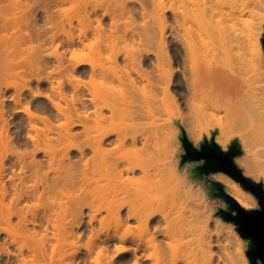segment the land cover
Masks as SVG:
<instances>
[{"label":"bare ground","instance_id":"bare-ground-1","mask_svg":"<svg viewBox=\"0 0 264 264\" xmlns=\"http://www.w3.org/2000/svg\"><path fill=\"white\" fill-rule=\"evenodd\" d=\"M20 1L11 0L12 7L4 6L6 10L12 11L13 9L12 13L16 15L11 13L10 17H8L9 15L6 16L5 18L8 19V22L1 15L5 11H3L4 8L1 6L3 4L0 5L3 8L0 9V11L2 10L0 15L5 19L3 20L4 24H0L2 27V30L0 29L2 34V36L0 35V40L3 42L0 49L3 46L5 47H3L5 50L2 48L3 51L7 50L4 59L7 58L6 61L8 60L5 68L0 66L2 69L4 68L0 70V73L7 72L8 75H25L28 72L27 75L37 80V82L47 81L50 84L51 91H46L45 93L40 90L37 93L50 101L56 113L40 114L31 108L29 105L31 102L24 107L23 111L30 120V131L27 136L32 141L34 148L31 151L30 160L20 158L19 162L20 171L25 176L30 168L32 176L35 177L36 183L33 184L35 190L39 191L40 187L42 188L38 193V198L41 199V197L45 196L50 199L51 206L47 207L52 213L45 211L43 216L53 228V234L57 236L59 241L58 244L49 249V239L45 236L26 238L13 226L12 218L16 216L21 225L27 226L30 223L37 225L39 223L38 215L33 214L29 218L24 208L13 210L11 206H7L6 212L2 213L4 225L0 230L6 231L14 241L23 237L20 244L21 253L25 252V247L32 253L30 258L22 257L20 264H76V260H73V258L78 254L77 250L79 249L75 235L77 237L81 235L68 230L69 227L67 225L71 224L73 226L77 223V227H81L84 209L86 208L88 209L86 212L87 221L93 227V234L90 236L93 242L87 246L88 252L84 256L93 253L95 250L94 244L99 245L100 241L108 242L117 239L119 241L117 246L119 253L116 258L111 260L112 262L116 260L118 264H248L243 256L235 255L236 257H234L233 255L232 257L236 258L235 261L230 257L232 255L230 251L227 253L228 250H225L228 249L226 247L227 244L223 245L229 238L223 240L226 236L221 233L222 229H218L219 226L214 231L215 233L211 232L210 213L207 210L198 209V207L207 206L204 195L194 192L186 179L188 176L193 175L192 170L187 165L178 164L179 162L176 163L173 160H170L171 162L168 161V163L167 159H165V163L157 159L160 152L162 154L159 157L162 160L164 157L169 158L173 154L172 145L175 142L173 144L169 142L173 140L172 138L177 135L178 131L171 126L169 129L160 127L164 131L159 130V125L163 124L158 125L156 122L160 118V113H163L160 110L165 107L160 109L161 103L155 101V97H153L154 101L157 104L159 103V107L149 99V96V98L146 96V87L149 85L154 89L160 88L163 90L165 96L162 95L163 92L159 94L165 97L163 99L171 102L169 103L172 108L170 105L168 106L171 109L176 108L178 110L179 104L182 103L179 95L184 96L187 99L186 104H188L186 105L188 108H186L189 109L188 115L185 117L190 119V121H192L193 113L196 114L198 119L207 118L206 121H211L215 120L216 113L225 112L224 119L226 118V123L223 126L229 129L231 133L229 139L232 137L238 138L244 151L237 158L238 162L244 167L246 173H250L264 182V62L261 60L264 57V53H262L261 31L259 28L253 29L248 41L243 42L238 39L239 37L234 30L229 31L223 23L225 19L234 20L237 18L236 11L238 9L234 5L231 6V10L226 11L224 9L226 1L222 0H196V2L200 1L198 3L193 2L195 0L192 2L181 0L182 3L186 1L187 5L189 2L194 3L192 7L196 9L195 12L198 13L197 11L199 10V13L194 15V12H189L190 10L193 11L191 7V9L189 8L191 3L186 6V8L188 7L187 9L183 10L184 7L182 10H178L179 7L175 1L171 0L170 9L172 13L177 15L180 12L182 15V19H176L177 24L185 30L182 49L178 47L175 52H172L165 48L166 33L164 30L166 28L163 27V24L166 23L167 17L161 12L163 15L159 16L160 14H158L159 18L157 16V19L162 24V29L159 33L160 43L164 48L162 51L154 53L150 49L142 48L136 52H126L123 58L126 63H123V66L119 64V54L115 53L112 57L113 62H115L114 65L102 67V65H97L90 55L81 57V55L72 52L68 56V53L72 51L75 45L81 43L92 51L96 50L100 55L104 49L103 47L109 46V42L115 44L119 39L127 41L126 39L130 36L138 37L140 45L150 42L154 39V30L152 28L148 27L140 31V29L137 30L133 26L128 25L136 20L138 12L137 8L129 5V3L139 2L141 16L145 17L150 12L147 9L146 1L113 0L114 3L112 4V1L107 0L111 3L104 2L107 5H103L99 1L93 4L91 3L92 0H33V3H27L25 0L23 1L24 3ZM157 1L152 0L154 3H158ZM209 1L211 2L210 4ZM73 2H76L75 7L77 6L78 10H83V13L79 11L77 16V21L81 26L77 37L71 32V29L75 28L71 15V9L74 7ZM195 3L199 5L197 6ZM67 4L70 5L67 6ZM186 4L184 3L183 6ZM200 4H202L203 8L200 7ZM90 6L91 9L89 8ZM195 7H200V9ZM18 8L23 9V11L27 10V12H21L23 15L27 16L28 12H30L27 19L24 20H27V25L34 26L37 24H35L38 19L36 17L39 15L37 12L41 10L45 17V27L44 25L43 27L36 25V30L35 32L32 31L33 33H26L27 31L24 29L26 32L22 31L20 38H18L19 35L17 34L19 33L17 30L21 33L20 29L24 28L22 27L24 26L23 24L22 26L18 24V22H21L19 18L21 16H18V19L17 11L14 12V9L19 10ZM100 10H102L101 16H98ZM186 10H188V13ZM247 11L249 9L246 6L241 7L238 10L239 17L245 15ZM18 12L20 14V10ZM189 13H192L191 15H194V17L189 15ZM14 16L16 19L13 18ZM39 16L41 17V15ZM107 16L111 19L109 31H106L107 28L104 25V19ZM125 17L126 20L124 19V21L126 24H122H125L126 27L124 26V33L121 34V18ZM9 18H12V21ZM188 19L191 22L194 21V27V24L189 22ZM15 20L18 22H15ZM94 20L97 21L96 25H94ZM190 23L191 25H189ZM17 27L19 29H15ZM134 27L136 26L134 25ZM4 30L17 33L13 34L18 37L14 35L16 37L14 38L12 34L11 39L13 37L19 41L12 39V44V40L8 39L10 42L7 41L6 44L5 41L11 34L9 32L7 36V32ZM90 32L93 33L94 39H89ZM28 41L33 43L29 45L31 48L27 46L28 50L30 49L29 51L25 47L27 43L30 44ZM22 43H26V45L23 44L26 50ZM47 46H50L51 50H45ZM243 47L247 48L249 53L251 52L250 57L244 54L245 52H240ZM8 49L10 50L9 52ZM23 51L25 53H22ZM22 54L25 55L23 56ZM151 54L155 55L154 62L153 57L149 58ZM15 55L21 57V60L14 62V59L11 58L15 57ZM218 55L222 56V58L220 57L219 59ZM215 56L218 57L216 58ZM72 60L74 61L72 62ZM179 60L183 62V70H186L182 72V77L177 72L179 68H176V70L172 68H175V64ZM164 64H169L170 69L166 71ZM87 65H90V68ZM129 65L131 67H128ZM44 69L47 70L45 71ZM43 70L46 74L42 72ZM74 71H77L81 76L89 75L94 82L95 78L101 80H96L94 84L96 89L90 90L87 97L82 93V87L74 84ZM120 71H123V73ZM133 73L136 76H133ZM31 78L30 80H32ZM141 80H146V83L143 81L144 84H140ZM113 81L124 85L125 88L123 86L122 88L121 85L116 86L118 90H123L122 92L120 90L122 95L119 93L120 98L123 100L117 94L114 97L110 89L109 91L107 90L109 88L108 84L104 86L107 87L106 92H104V89H100L102 91L97 89L99 82V85L102 84L101 86H103L104 83L110 82L111 84ZM173 83L177 84L178 90H174L171 87ZM68 84L74 88V92L70 94L68 92ZM113 85L115 86L114 82ZM161 90L159 91L161 92ZM111 91H116V89ZM116 92L118 93L119 91ZM23 93L19 91L17 93L18 97L15 98L20 100ZM137 96L141 98H137L140 102L134 101L138 104L132 110L133 108L130 109L129 107H133L131 105H134V103L130 102ZM125 97L132 98V101ZM69 100L72 103L69 104ZM119 100L121 102H118ZM168 102L165 103L169 104ZM79 103L84 108L83 110L78 106ZM119 103L122 104L120 105ZM124 103L127 104L125 105ZM204 108H207L208 112L204 111ZM87 109H90V111ZM126 109H128L129 115ZM167 109L166 107L165 110ZM107 110L109 112H106ZM168 111L170 112V110H167L166 113ZM117 114H119L118 118L115 117ZM54 115L64 120L59 121V123L55 122ZM120 115L121 117H119ZM122 115L124 116L123 118ZM125 116H128L127 120L130 116L128 122H126ZM114 118L117 119L115 120ZM118 119L119 123H116V125L114 123V127L118 129V126L122 125L121 127L126 128L129 133H123L125 131L123 128L122 131L120 128L121 133L111 127L113 121ZM131 119L133 121L141 119L140 123L142 122V124L137 121L142 127L143 123H147L143 122V120L147 119L148 121L149 119V121L152 120L150 123H155L156 126L147 123L149 127L144 124L150 128V131L144 126L148 130L144 131L146 129L143 128L141 133L138 130L140 125L137 124V131L134 130L137 133H132V129L136 128ZM121 120L123 121L122 123L120 122ZM39 122L43 123V126H40ZM109 123H111L110 127L108 126ZM124 124L127 127H124ZM130 124H132L130 126L131 133L128 128ZM77 126L83 128L78 133L73 130ZM151 127H154V129ZM166 128H168V125ZM152 129L153 132H151ZM154 130H159L161 134ZM155 134L158 137L164 135V139H161L163 137L158 138ZM81 136H83V140H79ZM169 136V145H165V147L163 145L167 143L165 138L168 140ZM160 139L163 142H159ZM154 142L158 143V146L160 145L159 143H162L164 150L161 149L163 146L160 145L159 150L163 151H159L157 147L153 146L155 145L153 144ZM152 147H155L157 149L155 150L156 153L159 154L154 153L157 156L153 154V156H156V162L153 160L154 157H152V153L155 152L153 149L151 150ZM73 151L79 157L80 168L77 167V162L79 161L72 158ZM41 152L48 158V170H43L44 165L36 159L37 153ZM142 152L144 155L141 154ZM162 155H164L163 158ZM159 161L165 165L162 163L163 166L160 164L161 167ZM4 163L3 159L2 167H4ZM51 171L57 174L51 177ZM215 179L225 185L226 192L234 197L244 208L251 209L257 204L253 194L247 192L239 182L229 175L220 174ZM207 192L209 198L213 199L210 186ZM178 194H184L183 198L181 195L178 197ZM31 195L29 189H27L21 192L16 200L23 201L29 199ZM185 196L190 198L194 202L193 204L196 205H193L196 207L194 210L191 208L186 210L185 205V209L182 207L183 205L181 206L178 200L180 199V201L184 202L183 204H187L184 201L187 200ZM166 197H168L167 200L170 198V201L165 202L166 199L164 200V198ZM162 202L170 205L165 207L163 205L166 204L162 205ZM56 204L61 208L59 211L53 209L55 208L53 205ZM103 213H105L104 218H102ZM95 221L100 223L108 221L109 223L105 227L106 229L98 230L93 226ZM214 235L216 239H213ZM35 237H37V234H35ZM74 244L77 246H74ZM70 245H73V250L75 247L77 248L75 249L76 251L70 252L71 256L68 261L65 257H57L56 253L59 254L63 247V249L71 248ZM214 246L222 249L224 247L225 253H230V255L227 256L224 251L220 250L222 251L220 254H223L222 256L225 259L221 255H219L220 259H218V256L215 258ZM100 249V253L98 251L97 256H94L92 260H94L95 264H110V261L105 262L104 259L102 260L98 257V254H101V258H103V252L106 253L107 250L103 245ZM224 254L227 257H224ZM238 256L241 257L242 263L239 262L241 261L240 257L238 258L239 261H236ZM221 258L223 259L222 262H215V259L221 260Z\"/></svg>","mask_w":264,"mask_h":264},{"label":"rangeland","instance_id":"rangeland-1","mask_svg":"<svg viewBox=\"0 0 264 264\" xmlns=\"http://www.w3.org/2000/svg\"><path fill=\"white\" fill-rule=\"evenodd\" d=\"M23 1L24 0H21L20 2L24 3ZM26 1H27V3H29V2L30 3H33L35 0L34 1L33 0H25V2ZM98 1L101 4L103 3V5H105V4L107 5V3H104V2H108L109 4H111V3L113 4L114 3L113 0H109L110 2L112 1L111 3L109 1H107V0H92L91 3H93V4H94V2L95 3H98ZM144 1H146V5H147L148 11H150L149 14H147L145 17L143 15L141 16V13H140L141 12V6H140L139 2L138 3L137 2H130L129 5L136 7L139 13L137 12L136 20L133 21L135 23L133 24V22H132L131 24L129 23L128 25H130L131 27L133 26V28H135L137 30L140 29V31H143V29L145 30V28H148V27L152 28L154 30V39L153 40H151L150 42H147V43H145L143 45H140L138 43L139 42L138 41V37H136V36L135 37L130 36V37H128L126 39L127 41H124L125 39L124 40L119 39L117 41V43H115V44H113L112 42H109L110 44H109L108 47H103L104 49L101 51L102 54L100 53L101 56L98 54L99 52H97L96 50L95 51H92L88 47H86V46H84V45H82L80 43L79 45L77 44V45L74 46V48H72V51L68 53V56H70L72 52H75L76 54L81 55V57H87L88 55H90L95 60V62L97 63V65H99V66L102 65V67H108V66L114 65L115 62H113L114 60H112V57H113V55L115 53L116 54H119V64L122 65V66L126 63V62H124V59H123L126 52H136V51H138V50H140L142 48L143 49L146 48V49H150L154 53L156 51L159 53L164 48H163L162 44L160 43V34H159L160 31H161V29H162V24H160L161 21H159L157 19V16H158V14H160L159 16H161V15H163V13L167 17L166 23L163 24V27L166 28L164 30L165 33H166L165 34V48L167 50H171L172 52H175L178 49V47L182 49L183 39H184V36H185V30H184L183 27H181L180 25H178L177 22H176V19H182V17H181L182 15H181L180 12H178L177 15H175L174 13H172V11L170 9L171 0H158L157 1L158 3H154V2H152V0H144ZM174 1H175L176 5L179 7L178 10H182L184 7L185 8L183 10H185V9L188 8V7L186 8V6H189V4L193 0H189L191 2H189L188 5L186 4V1H187L186 0L184 2L186 4L185 6H183L184 3H182L181 0H174ZM222 1H226L225 2L226 4L224 6V9H226V11L231 10V6L232 5H234L238 10L241 7H243V6H246L247 9H249V11H247L245 13V15H243L241 17H239V12L237 10L236 11L237 18H235L234 20L233 19H227V20L225 19V20H223V21H225L223 23H224L225 27L229 31H233L234 30V32L239 37L238 39L239 40H242L243 42L248 41L252 30L253 29H256L258 27L259 30L261 31L260 43H261V47H262V53H264V47H263V43H262V39L264 37V0H222ZM10 2H11V0H0V5L3 4V5H1V6H3V8H4V6H6V7H12L11 6L12 4ZM193 2H196V0L193 1ZM198 2H200V1H197L196 3H198ZM201 2H203V1H201ZM73 3H74V7L71 9L72 10L71 15L73 17V24H74L75 28L71 29V32L73 33V35H75L77 37L78 34H79V32H80L79 27H81L79 25L78 21H77V16L79 14V11H81V9L78 10L79 8L77 6L75 7L76 2H73ZM210 3L211 2L209 1V4ZM7 4L8 5L10 4V6H8ZM193 4L191 3V6H189V8L191 7L193 9L194 8V7H192ZM202 4H200V7L201 8H203L201 6ZM25 5H26V3H25ZM69 5L67 4V6H69ZM1 6H0V9L2 8ZM163 6H165L166 8L165 7L163 8ZM22 7L24 8V6H22ZM200 7L199 8L195 7V8L200 9ZM5 8L3 9V11H5L4 13H2V10L0 11V13H2L1 14L2 17L5 18L8 15H9L8 17H10V14L12 13L13 9H12V11H10L9 9H7V10H9V11H7ZM89 8L91 9V6ZM18 9L20 10V14L21 15L18 12L19 10L14 9V12L17 11L16 12L18 14L17 15V18H18V16H21V17H19L21 22H18L17 20H15V22L17 21L18 24H21L19 26H22V24H23L24 26H22V27H24V28L20 29L21 33L19 32V30H17V32L19 34L15 33L16 32L15 29H19L18 27L15 28V29L12 28V30H15V32H10L11 29H9L10 31L9 30H7V31L4 30L5 32H7L6 33L7 36L9 35L8 34L9 32L11 34V35H9L10 37L8 36L9 38L7 37V40L5 41L6 44H7V41L10 42L12 39L14 41L17 40V39H14V38H16V37H14L15 34L19 35V37L17 35H15V36H17L18 38H20V34H22V31H25L26 30L27 31V32L25 31L26 33H33L36 30V27H37L36 25H38L39 27H41V26L43 27V25H44V22H45L44 19H45V17H44V14H43V12L41 10H39L37 12L39 15H41V17L39 15L36 17V19L37 18L38 19L35 22V24L37 23L35 25L36 26L35 27L34 25H27L26 24V21L27 20H24V19H27L28 14L30 12H28V14L26 16V15H23V13H21V12H27V10L23 11V9H20V8H18ZM25 9H27V8H25ZM188 10H186L187 13H188ZM195 10L196 9H193V11L190 10L189 12H194L193 14L196 15V14L199 13V10L197 11L198 13H196ZM7 12H9V13H7ZM101 12H102V10L99 11L98 16H101L100 15ZM161 12H163V13H161ZM184 13H186V12L184 11ZM187 13H186V15L188 16ZM12 14L15 15V13H12ZM191 14L192 13H189V15H191ZM1 15H0V17H1ZM22 15H23V17H22ZM194 15L193 16L191 15V16L194 17ZM11 16H13V15H11ZM15 16L13 18L16 19ZM24 16H26V17L24 18ZM159 16H158V18H159ZM2 17L0 18L1 19L0 20V24L2 23V25H3L4 24V21L3 20L6 19V21H7L8 19L7 18L3 19ZM21 18H22V20H21ZM9 19H11V21H12V18H9ZM124 19L126 20V17L123 18V19L121 18V24L122 23H125ZM190 19H188V21ZM13 21H14V19H13ZM189 22H191V21H189ZM142 23H143V25H142ZM191 23L194 24V21L191 22ZM191 23L189 25H191ZM18 24H16V25H18ZM96 24H97V21L94 20V25H96ZM125 24H122L121 25V28H120V33L121 34L124 33L123 29H124V26L126 27ZM104 25L107 28L106 31H109V28H110V25H111V19H110V17H108V16L105 17V19H104ZM134 25L136 27H134ZM33 26H34V28H33ZM143 26H145V27H143ZM194 26H195V24L193 25V27ZM0 27H1V25H0ZM11 27H12V25H11ZM44 27H45V25H44ZM0 29L2 30V27ZM13 33H15V34H13ZM12 34H13V37L14 38L12 37V39H11ZM0 35L2 36L1 31H0ZM1 36H0V39H1ZM93 36H94L93 33L90 32L89 39H91V38L94 39ZM23 37H25V36H23ZM13 40L11 42L12 44H13ZM17 41H19V40H17ZM21 42H23V41H21ZM28 42L30 43V41H28ZM2 44H3V42L1 41L0 46H2ZM23 44L26 45V43H22V46L23 47H24ZM32 44H33L32 42L30 44L27 43V45L25 47L27 48V46L32 45ZM34 44H35V42H34ZM25 47H24V49L26 50ZM2 48L0 49V51H1L0 52V57H1V59H0V66L5 68V66H6L5 64H7V62H8V60L6 61L7 58L4 59L6 57L5 56V52L7 50L6 51H3V49L5 47L3 49ZM29 48H31V47L29 46ZM9 49H8V52L10 51ZM215 49H216V47H215ZM29 50L27 48V51H29ZM45 50H51L50 49V46H47L45 48ZM216 51H217V49H216ZM238 51H240V50L238 49ZM240 52H243V53L245 52L244 54H247L248 57H250V55H251V52L249 53V50L247 48H244V47L242 48V50ZM22 53H25V52L23 51ZM217 54H218V52H217ZM217 54H215V55H217ZM22 55L24 56L25 54H22ZM22 55H20V56H22ZM26 56H27V54H26ZM218 56H215V57L217 58ZM263 56H264V54H263ZM150 57L151 58L153 57V62H154L155 61V55L154 54H151V55H149V58ZM220 57L222 58V56H219L218 58L220 59ZM11 59H14V62H17V61L21 60V57H19L18 55H15V57H13ZM261 60H263V62H264V57H262ZM73 61L74 60H72V62ZM3 62H4V64H3ZM182 63L183 62L181 60H179L175 64V68L172 67L174 70H176V68H179L177 70V72H178V74L181 77H182V72L186 71V70H183L184 67H183V64ZM130 65L128 67H131ZM87 67L90 68V65H87ZM164 68L166 69V71L169 70L170 69L169 64H164ZM3 69L1 68L0 70H3ZM44 70L42 71L43 73L47 69L45 71ZM120 72L123 73V71H120ZM27 74H28V72L25 75L24 74H22V75L21 74L20 75H14V74L13 75L12 74L8 75L7 72L0 73V228H2V226L4 225L2 213L3 212H6V207L7 206H11V208H13V210H18L20 208H24L27 211L29 218H31V216L33 214H37L38 217H39V223L37 225H33L31 223L28 224L27 226L21 225L20 222H19V220H18V218L16 216H14L12 218V224H13V226L15 228H17V230L20 231L22 233V235H24L26 238H40V237H44L45 236L46 238L49 239V243L48 244H49V249H50V248H52V246L58 244V242H59L57 236H54V234H53V228L48 224V222L46 221V219L43 216L44 213H45V211H47L48 213H52V211L47 207V206H51L50 205L51 201H50V199H48L45 196L44 197H41V199L38 198V193H39V191L42 190V188L40 187L39 191H36L35 190V188L33 186V184L36 183L35 182V177L32 176V172H31L30 168L27 170V174L25 176V174L20 171L21 166H20V162L19 161H20V158H27L28 160H30L31 159V151L34 148V145H33L32 141L27 136V133L30 131V129H29L30 128V122H29L30 120L28 119V116L26 115V113H24V111H23L24 107L28 103L31 102L29 104L31 106V108L34 111H36V112H38L40 114H44V113H46V114H54V113H56V110L53 108V106L51 105L50 101L48 99H46V97H44L43 95L38 94L40 92V90L42 92H45V93H46V91L47 92L51 91L50 84L47 81H43V82L39 83V82H37V80H35L34 78L32 79L31 76L29 77V75H27ZM45 74H46V72H45ZM134 75L136 76V74L133 73V76ZM74 77H75L74 84L75 85H80L82 87L81 88V91H82V93L85 94V97H87L89 95V91L90 90H92L93 88L96 89V86L94 85L95 82H96V80L97 81H101V80H98V78L97 79L95 78V82H94V80L89 75H82L81 76V75H79V73L77 71H74ZM27 78H29V79H27ZM30 78L32 80H30ZM143 81H145V83H146V80H141L140 81L141 82L140 84H144ZM113 82L115 83V86L113 85ZM113 82H111V84H110V82H108V83L106 82V83H104L103 86H101L102 84L99 85L100 84V82H99L98 85H97L98 86L97 89H99V90L100 89H104V92H106L105 90H106L107 87H104V86H106L108 84L107 86H109V88H107V90L109 91V89H110V92H113L112 94L114 95V97H116L115 94L119 95L120 90H121V92L123 91L122 89L118 90V88L116 86H120L121 85V87L122 86L124 87V85L120 84V82H119V84H117L115 81H113ZM68 86H69V89H68L69 94L71 92H74L73 86L70 85V84H68ZM171 87L174 90L175 89L178 90V88H179V87H177V84L176 83H173V85ZM112 89H116V91H119V92L117 93L116 91H111ZM146 89H147L146 90V92H147L146 93V96L147 97L149 96L150 98L149 97L148 98L152 102H155V101L158 102L159 101L161 103L160 104L161 106L159 105V103L158 104H157V102H155V103L158 105V107L160 106V109H162L161 107H163V108L164 107L165 108L167 107L168 108L167 110H170V112L168 111L167 113H166L167 110H165V108L162 109V110H160L163 113H160V116L159 115L158 116L160 118H162V119L159 118L158 120H161V121H158L157 120L156 124L158 123V125H159V124L162 123L163 125H159V127L157 126L159 128V130L164 131L163 129H160V127L161 128H165V129H169V127L171 126L172 128H176L177 131H178V133H177L176 136H174V137L171 136V137H173L172 138L173 140L171 142H169L170 141L169 140L170 139V136H169L168 137V140H167V138H165L167 143L163 144L164 146L165 145L167 146V145H169L168 142L170 144H173L175 142L174 145H172L173 146L172 147V151H174L173 154L174 153L175 154L174 155L171 154V156L169 158H165V157L163 158L164 155L166 156V154L163 153L164 154V155H162L163 160L160 159L159 156L162 154V152H160V155L157 154L156 151H155L157 149L155 147H157L158 150H159L160 145H162V143H159L160 145L158 146L157 145L158 143L156 144L154 142L153 144H155V145H153V146H155V147H152L151 148V150L153 149L155 151L153 153L151 152L152 153V157H154V159H153L154 161H155V157L157 155H159V156H157L158 157L157 159L158 160H161V161H163L165 163H166V161L167 162L168 161L171 162L173 160L176 163L179 162L178 164H182L181 162L184 161L182 155L185 154V148L183 146V143H182L181 139L179 138V135L181 134V127L179 126V124H181L184 127V129H185V131H186L189 139L192 140L193 143L195 144V146H197V147L200 146L201 142L204 141L205 138L208 139V140H210L212 138L213 131H216V130H218V133L216 134L215 141L224 150H228V147H229V145H231V142L234 139H236V137H232L231 139H229L231 133L229 132V129H227L226 127L223 126L226 123L225 122V119L226 118L224 119V117H225L224 116V113L225 112L223 113V111H221V113H216V116L214 117L215 120H211V121H209V120L206 121L207 118L198 119L196 117V114L193 113L192 121H190V119L186 118L187 115H188L187 113H188V110L189 109H187L188 108L186 106V105H188V104H186L187 103V99L184 96L179 95V98L181 99L180 102H182V103L179 104L180 105L179 109L177 110L174 107H173L174 109H171L172 108L171 107V104H170L171 102L169 101L170 102L169 103L168 100L163 99V98H165V97L162 96V95L165 96V93L163 92V90H161L160 88L154 89L152 86H149V85H147ZM159 90H161V92ZM19 91H22L24 93L22 94L21 99L20 100H17L16 99L18 97L17 96V93ZM100 91H102V90H100ZM114 92H116V93H114ZM162 92H163V94H162ZM159 93H161L162 95L159 94ZM157 94L159 96L161 95L160 98H159V96ZM118 97L120 98V95ZM153 97H155L156 100ZM182 97H184V99H182ZM125 98H128V97H125ZM137 98H138V96L136 98H133V99L131 98L133 101L128 98V100H131L132 101V102L129 101L130 103H132V104L134 103V105H131L129 103L131 106H133V107H129L130 109L133 108L132 110H134L135 105L138 104V103H135V102L136 101L137 102L138 101L140 102V100H138V99H141V98H138V99ZM158 98H159V100H158ZM2 99H3V102H2ZM114 99H117V98H114ZM120 99H122V98H120ZM185 100H186V102H185ZM118 102H121V101L119 100ZM125 102H126V99H125ZM165 102H168L169 104H167ZM70 103H72L71 100H69V104ZM63 104H65V102H63ZM181 104H183V105H181ZM169 105H170L171 108L168 107ZM172 105L175 106L174 104H172ZM78 106L81 107V110L84 109L81 106L80 103L78 104ZM127 106H126V108H127ZM120 107H123V106H120ZM18 110H20V111H18ZM87 110L90 111V109H87ZM127 110L128 109H126V112H128V115H129V111H127ZM203 110L204 111L206 110V112H208L207 111V108L206 109L204 108ZM106 112H109V111L107 110ZM120 112H121V110H120ZM184 112H186V113H184ZM3 113H4V115H2ZM118 115L119 114H117L115 117H117ZM225 115H226V113H225ZM54 117H55V122H58V123H59V121L64 120V119H62L60 117H57L55 115H54ZM119 117H121V115ZM123 117L124 116L122 115V118ZM127 117L125 116L126 122H128V120L130 119V116H129L128 120H127ZM3 119H5L6 121L3 120ZM119 119H121V118H119ZM119 119L117 121L114 120L113 123H112L113 125L111 123H109L108 126L110 127V124H111V127L113 128L116 125V123H119L118 122ZM137 120L138 119H135V121L132 120V122H134L135 128H136V125L137 124L138 125L142 124V122L140 123V120L141 119L138 120L140 124L138 123ZM130 121H129V123H130ZM148 121H149V119H148ZM148 121H147V119H144L143 120V122H147L149 125L150 124L152 126H153V124L155 125V123H150L152 120H150L149 122ZM120 122L122 123L123 121L121 120ZM114 123H115V125H114ZM147 123H143V127L140 125V127H142V128L140 129V127H139L138 130H140L141 133H142V129L143 128L144 129L148 128L149 131H150V128H149L150 126ZM38 124L40 126H43V123H41V122H39ZM144 124H146L149 127H146ZM220 124H222V126H220ZM118 125H121V124H118ZM138 125H137V127H138ZM165 125H166V127L168 125V128H166ZM121 126H118V129L116 127H114V129H116L117 131L118 130L120 131V128H121V131H122L124 128L121 127ZM130 126H132V124L128 125V128H129L130 133H131V129H130L131 127ZM162 126H164V127H162ZM124 127H127V126H125V124H124ZM154 127H151V128L154 129ZM82 129L83 128L81 126H77L73 130L76 133H78ZM148 129H146L144 131H147ZM153 129H152L151 132H153ZM124 130L125 131H123V133L128 132V130L126 131V128ZM132 130H133L132 131V133H133L134 130L137 131V128L136 129H132ZM159 130H156V131L154 130V131L158 133V132H160ZM134 133H137V132H134ZM160 134H161V132H160ZM156 136L158 137V135H156ZM163 136L164 135H162V136L160 135V137H163ZM160 137H158V138H160ZM80 139L83 140V136H81L79 138V140ZM161 139L163 140L164 137L161 138ZM161 139L159 140V142L162 141ZM164 146L161 149L164 150ZM163 150H159V151H163ZM159 151H158V153H159ZM172 151H171V153H172ZM154 153H156L157 155L154 154ZM243 153H244V151H243ZM141 154L144 155L143 152ZM153 154L156 155V156H153ZM143 155H140V156H143ZM72 158H73V160L79 161V162H77V167L80 168L81 167V162L79 160L78 155H76L74 153V151H73V154H72ZM237 158H239V156L236 157L235 160H236L237 165L240 168H242L244 175L251 177L256 182H263L262 179H258L255 176H253L252 174L246 173V170L244 169V167L241 166V164L238 162V159ZM3 159L5 161L4 167L1 166V163H2V160ZM36 159L39 160L44 165L43 166V170L44 169L45 170H48V168H49V166H48V158L44 156V153H42V152L41 153H37ZM165 159H167V160L164 161ZM163 162H160L159 165L160 164L162 165ZM193 162L194 163H191L189 161H186L185 165H187L191 169V167H193V165L200 163L198 161H193ZM57 166H59V165L57 164ZM55 174H57V173H55L54 171H51L50 176L53 177ZM220 174H226V173H224V172L211 173V174L208 175V177L211 178V179H215ZM186 179L188 180V182L190 184L189 186H192L194 192H196L197 194H200V195H204V198L206 200L207 206H205V207L203 206L202 208L198 207V209L207 210L208 213H210V216H211V219H210L211 220V223H210L211 225H210V227H212V228H210V229H212L211 232H214L215 230H217V226H219L218 229H222V232L221 233H223V235L226 236V237L223 238V236L220 235L223 238V240H226V239L229 238L228 240H226L227 242L226 241H225V243L222 242L223 245L224 244L225 245L227 244L226 247L228 249H225L224 247L222 249V248H220L218 246L217 247L216 246L213 247V251H214L215 256H216L215 258H217V256H218V259H220V256L219 255H221V257L223 258V256H222L223 254H220V253H222V251H224V253H225V250L226 251L228 250L227 253L230 251V253L232 255H230V253L229 254L225 253V254H227V256L230 255V257L232 259H234L232 257L233 255H234V257H236L237 255H240V256L245 257V259L247 260L248 264H251V262L249 260V257L247 255L248 241L239 234V232L236 229V226L232 222L224 221L220 217V215H218L221 212L222 209H224V208L227 207L226 202L224 200H222V199L214 198V196H213V199H210L209 198V195H208V192H207V189L209 188L210 185L206 184V182H204L203 180L198 179V178H193L191 175L188 176ZM263 186H264V182H263ZM224 188L226 190L225 185H224ZM27 189H29L30 194H32L31 197L29 199H26V200H23V201H17L16 198L18 197V195L21 192L26 191ZM200 191H202V192H200ZM246 191L247 192H250L248 190H246ZM204 192H206V193L204 194ZM180 195L178 194V197H180ZM182 196H184V194H182L181 197ZM3 198H4V200H3ZM167 198L168 197L164 198V200L166 199L165 202L166 201H170L169 199L171 197L168 200H167ZM186 199L188 201L190 200L189 203H188L187 200H184L187 204H183L184 202L183 201H180V199L178 201L180 202L181 206L183 205L182 206L183 208H184V205H185L186 210H189V208H191L192 210H194L196 208V207H194V206H196L195 204H193L194 202L190 198H188V197H186ZM161 200L164 201L163 199H161ZM164 203L162 202V205ZM56 205H53V207L55 206V208H53V209H55L56 211H59L61 208L58 207L59 205H57V206ZM168 205H170V204L168 203ZM168 205L166 204V205H163V206L166 207ZM259 207L260 206H259V203H258V200H257V204L253 208H251V209L259 208ZM84 210L85 211H84V214H83V218H82V222H81L82 223L81 224V227H77V223L75 225H73V226H71V224H68L67 225L69 227L68 230H70L72 232L74 231L75 234H80L81 235L79 237H77L75 235V240H76V242L78 244V249L79 250H77L78 251V254L75 255V257L73 258V260H76L75 261L76 264H95L94 260H92V259H93L94 256L95 257L97 256V252L98 251H99L98 253H100V250H101L100 248H102V245H103L107 249L106 250V253L107 254L105 252H103V258H101L102 257L101 254H98V257H100V259H102V260L104 259L105 262L106 261H110V264H112V263L113 264H118V262L116 260L115 261L113 260V262L111 260L113 258H116V256L119 253V250L117 248V246L119 245V241L117 239H113V240H110L108 242H105V241L102 242V241H100L99 245L98 244L97 245L94 244L95 250L93 251V253L91 255L88 254L87 256H84V254H86L88 252L87 246H89L90 243L92 244V242H93V240L90 238L91 234H93V227L87 221L88 220V217L86 216L87 215L86 212L88 211V209L86 208ZM104 216H105V213H103L102 218H104ZM76 222H78V221H76ZM106 223H104V222L100 223L99 221H95V222H93V226L96 229H98V230H102V229H106L105 227L108 226V223L109 222L106 221ZM35 234H37V237H35ZM214 237H215V235L213 236V239H216ZM102 238H104V236H102ZM21 240H23V237L19 238V240H15L14 241V240H12L11 236L6 231H4V230L2 231V229L0 230V264H20L22 257L30 258L32 256L31 251H29L28 248H26V247L24 248L25 252L24 253H21V250H20ZM72 246L73 245H70L71 248H65V249H63L64 248L63 247L62 250H60L59 254L56 253L57 257L58 256L65 257V259L67 258V261H68L70 259V256H71L70 255V252L76 251L75 249L77 248V247H75L74 250H73ZM74 246H77V245L74 244ZM220 250H222V251H220ZM225 254H224V257H227V256H225ZM104 256H105V258H104ZM240 256L237 257V260L236 261H239L238 258ZM222 258H221V260L215 259L216 260L215 262L216 263H218L219 261L222 262V260L225 259V258H223V259ZM235 259H234V261H235ZM240 259H241V257H240ZM239 262L242 263V259ZM220 264H223V263H220Z\"/></svg>","mask_w":264,"mask_h":264},{"label":"water","instance_id":"water-1","mask_svg":"<svg viewBox=\"0 0 264 264\" xmlns=\"http://www.w3.org/2000/svg\"><path fill=\"white\" fill-rule=\"evenodd\" d=\"M264 47V37L262 39ZM181 127V139L185 148L181 165L186 161L199 164L191 167L192 177L198 178L210 185V192L214 198L222 199L227 207L218 214L224 221L232 222L239 234L248 241L247 255L251 264H264V186L263 182H256L251 177L244 175L242 168L236 163V157L243 153L238 138L224 150L216 141L218 130L213 131L210 140L204 139L197 147L189 139L184 127ZM224 172L238 181L244 189L250 191L258 200L259 208L246 209L234 197L229 195L224 185L216 179L208 177L211 173Z\"/></svg>","mask_w":264,"mask_h":264}]
</instances>
